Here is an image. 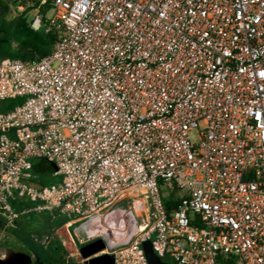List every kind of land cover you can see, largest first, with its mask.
Here are the masks:
<instances>
[{
    "label": "built area",
    "instance_id": "1",
    "mask_svg": "<svg viewBox=\"0 0 264 264\" xmlns=\"http://www.w3.org/2000/svg\"><path fill=\"white\" fill-rule=\"evenodd\" d=\"M15 1L56 36L0 60V99L25 98L0 113L6 226L138 200L114 264H149L145 241L174 264H264V0ZM38 158L60 182L32 183Z\"/></svg>",
    "mask_w": 264,
    "mask_h": 264
},
{
    "label": "rangeland",
    "instance_id": "2",
    "mask_svg": "<svg viewBox=\"0 0 264 264\" xmlns=\"http://www.w3.org/2000/svg\"><path fill=\"white\" fill-rule=\"evenodd\" d=\"M8 3L9 11L5 15V22H14L19 16L26 19L28 22L33 14L31 9L21 11L19 5L21 4L15 0H5ZM24 4V3H23ZM52 13L50 12V15ZM11 35H21V30L12 29ZM25 101L22 97H13L0 99V113L8 108H14L21 105ZM43 159H33L32 164L36 168L37 165L43 164ZM34 171V170H33ZM40 181L44 186H52L61 181L62 177L58 174L40 172ZM131 207V208H130ZM147 204H143L141 201H134L131 204H127L125 201H121L117 206L112 209L104 210L99 215L92 219L84 218L78 221L72 222L62 227L58 233L55 234L56 240H58L67 254L73 253L75 257L80 260L83 256L80 253L81 247L97 240L103 239L106 243L104 250L95 254L99 256L107 254L110 247L126 242L137 230L135 220L127 215V211L133 210L137 220L141 223V216L147 213ZM37 219H41V223L20 221L14 227L25 228V231H35L38 228L44 227V216L49 213L38 214L35 213ZM69 220L68 217L57 214L55 218H52L54 224ZM11 227V229H14ZM10 228L3 226L0 220V264H10L11 258H16L18 264H32L35 260V256L29 248H27L20 240H18L11 232ZM167 264H174L170 258L163 260Z\"/></svg>",
    "mask_w": 264,
    "mask_h": 264
},
{
    "label": "trees",
    "instance_id": "3",
    "mask_svg": "<svg viewBox=\"0 0 264 264\" xmlns=\"http://www.w3.org/2000/svg\"><path fill=\"white\" fill-rule=\"evenodd\" d=\"M0 7H4L5 11L9 10L8 3L5 0H0ZM48 11V8L44 10ZM21 30V35H11L10 31L12 29ZM4 33V36H2ZM55 32H50L48 34L44 32L33 31L25 18L19 16L14 22H0V60L5 58H17L22 60H31L34 58H40L47 55L54 43ZM11 108L3 110L1 113H6ZM47 161V160H46ZM48 169L42 172L53 173L56 169L53 163L47 161ZM34 168V180L32 183H39L44 186L40 181L39 174ZM15 207L22 211L24 208L30 206L26 201L21 200L19 203H14ZM173 202L166 201V207L170 210ZM1 224L6 226L5 220L0 217ZM20 221L29 222H40L41 219H37L34 212H29L23 214L19 220H17L13 225L6 226L7 228L14 227ZM68 220L54 224L52 218L48 215L44 216V227L38 228L35 231H25V228L14 227L11 229L12 234L20 240L27 248L31 250L35 256V260L32 264H77L75 262H67L66 252L62 244L56 240L54 237V232L57 228L62 226Z\"/></svg>",
    "mask_w": 264,
    "mask_h": 264
},
{
    "label": "water",
    "instance_id": "4",
    "mask_svg": "<svg viewBox=\"0 0 264 264\" xmlns=\"http://www.w3.org/2000/svg\"><path fill=\"white\" fill-rule=\"evenodd\" d=\"M5 8L0 7V16L4 13ZM55 173L57 170H54ZM106 247V243L103 239L94 240L80 249V253L87 260L88 264H114V259L112 256L108 254H103L99 256H94L100 251L104 250ZM143 247L146 253V257L148 259L149 264H167L165 263L161 257L155 252L153 248V244L151 241H145L143 243ZM94 256V257H93Z\"/></svg>",
    "mask_w": 264,
    "mask_h": 264
},
{
    "label": "crops",
    "instance_id": "5",
    "mask_svg": "<svg viewBox=\"0 0 264 264\" xmlns=\"http://www.w3.org/2000/svg\"><path fill=\"white\" fill-rule=\"evenodd\" d=\"M48 166H49V165L47 164V161L44 160L43 164H41V165H37L36 168H35L34 165H33L32 171L34 170V168H35V170H36L37 172H40V171H43V170L47 171V170H49V169H48ZM33 174H34V171H33ZM53 174H56L54 170H53ZM34 176H35V174H34ZM33 184H34L35 186H37V187H42V185H40L39 183H37V184H36V183H33ZM78 220H80V218H78V217H75V218H73V219H71V220H68L66 223H64L62 226H60L59 228H57V229L55 230V232H54V237H55V234L58 233L59 230H60L62 227L66 226V225H68V224H70V223H72V222L78 221ZM93 257H94V256H93ZM66 260H67V262H75V263H77V264H88V263H87V260H86L85 258H83L82 260H80L78 257H75V254H73V253H69V254L66 253ZM18 262H19V261H18Z\"/></svg>",
    "mask_w": 264,
    "mask_h": 264
},
{
    "label": "flooded vegetation",
    "instance_id": "6",
    "mask_svg": "<svg viewBox=\"0 0 264 264\" xmlns=\"http://www.w3.org/2000/svg\"><path fill=\"white\" fill-rule=\"evenodd\" d=\"M9 11V10H8ZM4 12L1 16H0V22H5L4 18H5V15L7 14V12ZM2 36H4V33H2Z\"/></svg>",
    "mask_w": 264,
    "mask_h": 264
},
{
    "label": "bare ground",
    "instance_id": "7",
    "mask_svg": "<svg viewBox=\"0 0 264 264\" xmlns=\"http://www.w3.org/2000/svg\"><path fill=\"white\" fill-rule=\"evenodd\" d=\"M9 263H10V264H18V260H17L16 258H11V259L9 260Z\"/></svg>",
    "mask_w": 264,
    "mask_h": 264
}]
</instances>
